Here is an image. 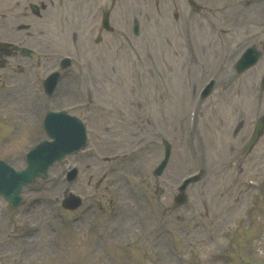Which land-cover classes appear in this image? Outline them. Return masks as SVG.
I'll use <instances>...</instances> for the list:
<instances>
[{"label":"rangeland","instance_id":"rangeland-1","mask_svg":"<svg viewBox=\"0 0 264 264\" xmlns=\"http://www.w3.org/2000/svg\"><path fill=\"white\" fill-rule=\"evenodd\" d=\"M177 1L137 0L138 36L124 19L123 2L125 33L116 51L99 55L98 45L92 54V48L67 37L59 40L70 49L53 50L73 53V64L55 97L42 95V114L73 109L91 95L89 108L80 111L91 127L87 146L69 157L79 170L74 180L68 182L57 163L47 179L23 188V205L16 210L0 198V264H264V162H258L264 159V138L241 168L230 165L249 130L238 131L241 122L253 125L264 104L256 101V80L240 84L249 73L229 88L219 81L201 104L194 102L202 81L185 79V67L197 77L213 69L205 62L188 66L179 38L187 7ZM209 32L207 24L195 22L191 35L194 46L211 56ZM228 77L230 71L221 78ZM21 102L2 101L8 113L0 111L5 115L0 116V157L17 169L24 167L32 143L44 138L39 120L21 109ZM25 102L27 108L34 104ZM162 138L172 152L163 174L154 178ZM199 167L204 175L187 187L186 204L176 207L177 183ZM253 181L262 182L259 189L250 186ZM69 192L82 199L74 211L60 205ZM242 218L233 232V221ZM24 232L25 237L14 234ZM37 251L41 257L34 260Z\"/></svg>","mask_w":264,"mask_h":264},{"label":"flooded vegetation","instance_id":"flooded-vegetation-1","mask_svg":"<svg viewBox=\"0 0 264 264\" xmlns=\"http://www.w3.org/2000/svg\"><path fill=\"white\" fill-rule=\"evenodd\" d=\"M183 1L199 7L204 14V19L209 24H213L216 29L221 27L220 23L228 26L227 50L231 69L234 68L238 50L243 51L245 48L254 45L264 55V0H259L254 5L252 14H250V10L249 12L244 11L243 7L235 12L234 7L237 6V0ZM112 2L115 3V0H112ZM100 3L101 0H7V6L3 12V23L6 27L3 36L6 38L7 44H0V68L6 71H15L24 66H33L36 55L33 58L23 56L20 46L28 45L33 50L40 52L41 44L38 43L39 39L36 34H42L38 26L43 20H53V14L56 13L59 16L58 20L64 18L66 23L69 24L74 13L77 19L84 18V24H86L89 18L88 12L90 9L96 10L97 8L98 10ZM219 7L222 8L221 11L218 10ZM112 8L113 6L110 7V13ZM226 10L230 11L231 14L226 16V20H224L222 12ZM101 14H103V11H101ZM22 26L27 28L28 35H22L14 31L19 30ZM100 27L99 22V29Z\"/></svg>","mask_w":264,"mask_h":264},{"label":"water","instance_id":"water-1","mask_svg":"<svg viewBox=\"0 0 264 264\" xmlns=\"http://www.w3.org/2000/svg\"><path fill=\"white\" fill-rule=\"evenodd\" d=\"M55 127L56 126H52L51 123L47 121V134L53 137L54 141L50 145L47 144L49 146L43 150L40 149L43 146H37L38 149L30 155V164L25 171L14 173L7 165H3L0 162V189L2 191L13 190L14 192H17L19 186L23 182L28 181L35 174L44 172L47 166L50 165L55 158L63 155L66 151L77 148L82 142V138L78 135V129L75 125H73V127L67 126L70 131L69 134L65 133L64 129H62L61 133H57L55 132ZM261 127L262 124L259 125L258 130H260ZM64 128L67 129L66 126ZM74 138H77L78 141L75 144H72L71 139ZM53 153L54 155H52ZM1 184H4L5 186L1 187Z\"/></svg>","mask_w":264,"mask_h":264},{"label":"bare ground","instance_id":"bare-ground-1","mask_svg":"<svg viewBox=\"0 0 264 264\" xmlns=\"http://www.w3.org/2000/svg\"><path fill=\"white\" fill-rule=\"evenodd\" d=\"M40 257H41V253H40V251H37V257L35 259L39 260Z\"/></svg>","mask_w":264,"mask_h":264}]
</instances>
